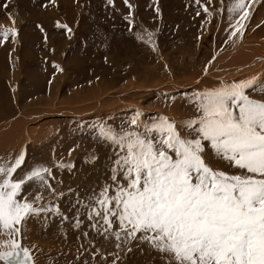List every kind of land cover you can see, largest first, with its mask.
I'll list each match as a JSON object with an SVG mask.
<instances>
[{
    "label": "rangeland",
    "instance_id": "374dc122",
    "mask_svg": "<svg viewBox=\"0 0 264 264\" xmlns=\"http://www.w3.org/2000/svg\"><path fill=\"white\" fill-rule=\"evenodd\" d=\"M67 2H62L64 7L59 5L61 4V0H46L45 2H41L40 0H10L9 3L10 7L7 12L8 18H6V24L15 26L25 24V28L29 27L31 24H34L32 28L37 26L35 24H47L54 27L67 26V34L63 32L65 34L63 37L67 39L68 44L63 50H61V54L56 51H50L48 53L46 47L41 49V51L54 59L53 67H57L59 73L55 77L53 85L55 86L57 84L56 82H60L59 88L53 86L51 89H48L47 93H43L44 96H39L40 98L36 97L37 99H34L35 97L33 98L34 95L32 92L29 93L30 97L27 98L22 88H19V91L16 90L17 92L15 91V94H18L19 103L29 110L25 111L24 109L23 111L25 112L20 114L17 121L20 125L25 124L23 126L28 129H34L29 133V138H26V135L25 137L23 136L25 129H22V132H18L20 129H14L11 131L31 143L34 148H37L43 143V140L40 139L39 136L47 130L48 126H50V121L58 122L59 124L57 125L56 130L55 128L51 129L50 127V131H47L48 134L51 132L50 136L46 135L45 138L49 137V139H55L56 137L60 141L59 147L63 148L65 152H61L62 149L59 147L57 148L58 143H56L53 149L60 150L58 158H61L62 162L54 163L52 169L49 168V173L47 172L49 175L44 172L41 173L44 179L50 178L52 180L53 178L54 180V171L57 172V169L63 168L62 170H64V173L57 175L55 178V188L44 187L41 194L35 193L32 191V183L36 179H33L22 186L21 195L17 198L23 200L25 198L24 195L28 194V197L33 195L35 196L33 206L36 208H43L44 210L24 219L21 225H18L21 229L20 233L14 237H9L7 233L0 234V243L10 239L21 241L19 244L22 248L28 249L34 264H74V253L71 249H73L75 245L80 246V244V251L87 253L90 257L89 262L85 259L84 262H87L86 264H165V260L161 254L150 248L147 243L132 241L129 244H121V247L118 248L116 245L120 242L117 241L115 236L109 235L108 238H105V235L94 230L91 225L95 223V221L89 220L87 214L82 215L83 210L73 211L70 214L71 221L76 219L86 220L88 222L82 224L83 230H78L77 233L83 237V241H78V239H75L74 237L76 235L75 230L79 226H75L74 223H67L69 220L61 214V207L63 205L65 207L70 205L66 207V210H76L74 209V206L71 205L68 197H73L76 192L75 188L80 186L83 181L84 183L87 181L86 185L92 187V196H98L100 190L105 185L115 187L111 180L112 167L114 166L113 162L116 159L117 153L121 150L119 146L114 145L111 141H108L99 135V129L102 126L105 128L110 127L117 132L122 128L125 130L133 129L135 126L131 125L129 122L136 117L137 112H140L142 115L136 117L139 122L151 124L153 121L158 122L160 117H165L175 123L182 136L187 135V130L182 127V122L198 116L199 113L192 111L195 107V102L190 103V101H187L186 103H183L185 98L179 99V97L181 98V95L185 96L192 94L193 92L191 89L201 82L200 80L206 78L211 66H220V73L229 70L228 68H230L231 65H228V62H225L226 60H219V58L222 53L228 50V48H232L233 43H235L234 38L237 36L240 39L239 41L242 40L241 42H247L248 44H250V42L261 43L262 47L260 46L257 48V52L260 50L258 52V54H260L258 57H264V38H260L258 41L250 39L257 30L255 21L251 19V17L257 12L261 5L260 3H262L263 0H254V2L253 0H245V5L249 7L251 13L246 20L240 19L243 10L231 13L228 11V8L234 5L236 0H200V3H197V0H128L127 4L125 3V0H111V3L109 0H68ZM1 3L0 0V5ZM47 3H50V6H48ZM72 3L74 5H72ZM37 8L41 9V13L36 11ZM205 8H207V11H205ZM41 19H43L44 22H42ZM262 20L264 21V17H262ZM237 21L244 24V27L240 29L239 33L230 38L231 32L234 31V27L231 26H238ZM203 22H206V25L204 26L203 36L199 41L200 46H197L196 44L194 49L193 47L190 48L191 46L189 45L190 42H192L191 39L193 38L195 31L199 30ZM0 24H2L1 20ZM95 27H99L102 30L99 32L100 34L98 33L99 36H102L101 43H97L96 49L93 52V55L100 54L102 57V81L96 80L95 82H91L92 80L87 81V79L85 80L86 82L82 81L85 86H80V88L74 91V85L82 83H79L80 79L77 78L81 75L80 69L84 68V74L89 73L90 69H94V73H99L98 65H93L92 59L86 61V63L89 64L88 66H82L78 63L66 65L64 63L69 54V58L83 60L82 58L85 54L82 51V46L77 45L83 43L78 37H80L79 35H84L87 39L97 30L94 29ZM77 28H83V33L78 32L76 34V32H73L72 36H68V33H71L73 29ZM246 29H248V32ZM40 35L42 36V41H45V35L43 32L40 31ZM55 35L56 38H62V34H59V32ZM10 36L12 37V32H10ZM74 47H77L74 52H77L78 50H80V52H69L70 50L73 51ZM80 47L81 49H79ZM251 50L254 51L253 48H251ZM32 52L34 55L37 53L35 49H33ZM130 55H132L131 58ZM57 58L58 60L56 62ZM37 61H40V58ZM262 62L264 63L263 60ZM90 64L93 66L90 67ZM150 64L152 67L149 66ZM181 64H183L185 70L192 71L195 67L199 69L201 76L199 79L195 80L198 81L196 84L195 81L190 82L188 80L190 86H187L188 83L187 85L182 84L185 82V80H183L184 77L187 78L188 75L182 74L181 70L176 69ZM170 67L173 68L174 72L176 71V79L173 78V76H170ZM151 70L152 72H160L162 70L166 73V76H170V78L167 79L168 77H166V79L154 84L155 80L153 78L146 79L148 76H151ZM36 71L39 74H43V70H39L38 67ZM62 72L66 73L62 74ZM262 74L264 80V66ZM214 75H216V73H214ZM220 75L221 74L216 76L219 77ZM83 76L84 75H82V77ZM74 77L76 78L74 79ZM211 77L214 78L215 76ZM28 78L29 77H27V79ZM63 78L65 87L69 85H72V87H68L64 90L60 88V86L62 87ZM6 79L8 80V78ZM257 79L261 82V77H257ZM226 80V82H228L230 78L227 77ZM65 81H67V83ZM221 81L224 80L221 79ZM38 82L41 81L39 80ZM171 82L179 85V87H170L173 85ZM134 83H136L137 86L142 83H146L149 86L142 87L141 90H137L136 88L132 90L129 89L128 87H131ZM222 84L224 85L225 82ZM8 88L9 85H7V89ZM72 90L74 91L73 93H71ZM162 91L163 94H160L159 92ZM79 92L86 94L87 96H85L88 97V100H86L87 104L83 103L86 105H80V107L84 106L85 109L82 112L77 113L75 112L76 109H74L78 106L77 99L73 100L70 98ZM101 93H103V96ZM128 94L138 97L139 99L141 97L147 98V101H142V103L144 109L149 110L150 113L140 110V100L138 99L132 100L129 103L121 100L122 96ZM247 94L253 99L264 100V93L259 90H247ZM109 96L111 99L113 98L115 102L112 103V106L108 108L107 112H104L102 116V100L100 99ZM93 97L95 98L92 100L91 98ZM25 100L29 101V103L25 104ZM84 100L85 99L82 98L80 99V102H83ZM89 107L92 108L90 109ZM121 108H123V110ZM158 108H160V110H158ZM64 109L68 111V114H64ZM172 113L177 115V117H173ZM10 115L13 116L14 114L11 113ZM154 116L155 118H152ZM11 122V124H13L15 121ZM44 123L45 125H43ZM43 127H46V130L43 133H40L38 129ZM79 128L81 130L84 129L80 131ZM53 130L54 132H52ZM75 132H80L81 136L77 137L72 135ZM204 143L206 145V152L208 153H205V155H207L206 161L210 166L214 169L223 170L230 174L239 173L240 170L235 169L232 166L228 167L227 165L230 164L227 161L218 158L211 150L208 142ZM53 149L51 148L49 149V152H46L47 157H54V155L52 156L50 153ZM93 149L102 154L89 153L90 150ZM15 153L16 151L13 150L11 159L17 156V153ZM22 153L25 161L26 151L22 150ZM72 153H74V155H72ZM5 154H2V156L8 158L9 155L7 153ZM97 157L101 158V160ZM82 158L86 159L82 160ZM11 159L7 160L8 164ZM80 161H83L84 167L86 165V168H76V164ZM51 162H53V160ZM38 163L40 164V162ZM22 164L17 168V170H19L13 176L15 180L24 179L26 176L24 175L26 171L23 169ZM57 165L59 168L56 167ZM41 166L42 168H45V164L41 163ZM38 168L35 167V169ZM22 172L23 174L20 175ZM74 173L75 175H73ZM37 196H39L40 199H36ZM58 213L60 214L59 216H63L65 220L64 223L58 224L53 231L49 232L44 229L43 225L45 222H40L41 224H38L37 227H39L41 231L35 233L37 234L36 237H38V239L33 240L26 237V233L36 226V223L33 224L34 221H31L35 216L38 217L37 219H39L40 215L47 218L50 214L56 216ZM46 220L49 219H45V221ZM54 224L55 222H51V227H53ZM119 227V223L116 222L114 228L119 229ZM55 234L58 236L55 243L51 246L50 240ZM57 245L58 251L56 255ZM129 249H131L130 252ZM1 250L8 251L11 249L9 247H0V251ZM103 254L107 255L108 261L104 259ZM0 264H3L2 261H0Z\"/></svg>",
    "mask_w": 264,
    "mask_h": 264
},
{
    "label": "snow or ice",
    "instance_id": "6c2138e0",
    "mask_svg": "<svg viewBox=\"0 0 264 264\" xmlns=\"http://www.w3.org/2000/svg\"><path fill=\"white\" fill-rule=\"evenodd\" d=\"M239 10L241 20L249 18L245 0L228 8ZM237 25L230 38L244 27ZM9 35L0 29V37ZM247 90L264 93V83L252 77L194 93L199 115L182 122L183 136L165 117L139 122L140 112L129 122L133 129L102 126L99 135L121 151L112 167L115 187L105 185L86 205L88 219L95 221L91 227L105 238L115 236L118 248L147 243L165 264H264V100L251 98ZM204 142L239 173L210 166ZM23 161L21 153L14 164L0 165V234L9 237L20 233L24 219L44 210L17 198L26 182L43 181L41 173L49 169H33L15 180ZM0 247L11 249L0 251L4 264H28V249L14 239Z\"/></svg>",
    "mask_w": 264,
    "mask_h": 264
},
{
    "label": "bare ground",
    "instance_id": "6f19581e",
    "mask_svg": "<svg viewBox=\"0 0 264 264\" xmlns=\"http://www.w3.org/2000/svg\"><path fill=\"white\" fill-rule=\"evenodd\" d=\"M68 3V2H67ZM261 5H260V7L258 8V10H257V12H255L253 15H252V17H251V19H253L254 21H255V25H256V32L252 35V37L250 38V39H253L254 41H258V39H260V38H264V24H263V20H262V17H264V0H263V2L262 3H260ZM48 15V14H47ZM250 19V20H251ZM263 22H262V21ZM21 25V24H20ZM206 25V22H203L202 23V25H201V27L199 28V30L198 31H195V34H194V36H193V40L191 39V41L192 42H190V45L189 46H191L190 48H192L193 47V49H194V47H196V44H197V46L199 45V41L201 40V38H202V36H203V32H204V26ZM247 28V27H246ZM247 30V32H248V29H246ZM242 37H243V35H242ZM200 38V39H199ZM235 39V43H233V46H232V48H228V50L226 51V52H224V53H222L221 55H220V58H219V60L220 59H223V60H226L225 62H228V65H231L230 66V68H228L229 70L227 71V72H222V73H220V66H217V65H214V66H211V68H210V70H209V72H208V74H207V76H206V78L205 79H203V80H200L201 82H199L198 84H196V82H198V81H195L196 79H199V77L201 76L200 75V71H199V69L198 68H194L192 71H189V70H185L184 69V67H183V64H181L180 66H178V68H176L177 70H181L182 71V74H186V75H188L187 76V78L186 77H184V79L183 80H185V82L184 83H182V84H186L187 85V83H188V85L187 86H190L189 85V82L188 81H190V82H193V81H195V86L191 89L192 90V94H188V95H185V96H183V95H181L182 97L180 98L179 97V99H184L183 100V103H186L187 101H190V98L191 99H193V102H195L194 101V93H197V92H203V91H205V90H209V89H214V88H218V87H220L221 86V84L222 83H224L225 82V84L224 85H229V84H232V83H234V82H240V81H245V80H248V79H251L252 77H256V75H257V77H261V83H264V80H263V78H262V71H263V66H264V63L262 62V60L264 61V57H258L260 54H258V52L260 51H258L257 52V48L258 47H262V45H261V43L260 44H258V43H251L250 42V44H248L247 42H241V41H239L240 39L236 36V38H234ZM19 41V40H18ZM232 42V41H231ZM222 45V44H221ZM220 45V46H221ZM231 45V44H230ZM264 45V44H263ZM200 46V45H199ZM223 47V46H222ZM228 47V46H227ZM204 48V47H203ZM219 48H221V47H219ZM251 48H253L254 49V51H252L251 50ZM208 49V48H207ZM264 49V48H263ZM262 49V50H263ZM207 51V50H206ZM142 52V51H141ZM143 53V52H142ZM145 53H146V51H145ZM196 53H197V49H196ZM128 54V53H127ZM131 54V53H130ZM140 54V53H139ZM262 54H263V52H262ZM129 55V54H128ZM138 55V54H137ZM131 56L132 55H130V58H131ZM134 56V55H133ZM141 56H143V55H141ZM207 57V56H206ZM253 57H256V58H253ZM140 58H142V57H140ZM145 58V57H144ZM126 59V58H125ZM140 60V59H139ZM141 61V60H140ZM255 61V62H254ZM112 62V61H111ZM114 62V61H113ZM201 62V61H200ZM203 62H205V61H203ZM222 63V62H221ZM220 63V64H221ZM145 65V64H144ZM202 65V64H201ZM222 65V64H221ZM140 66V65H139ZM147 66V65H146ZM149 66H151V64L149 65ZM148 66V67H149ZM205 66V65H204ZM152 67V66H151ZM198 67H200V66H198ZM206 67V66H205ZM135 69V68H134ZM205 69V68H204ZM256 69H257V71H256ZM144 70V69H143ZM142 70V71H143ZM169 70H170V73H171V75L170 76H173V78H175L176 79V74H175V72L173 71V68H169ZM222 70V69H221ZM234 72V73H233ZM250 72H252V73H250ZM144 73V72H143ZM142 73V74H143ZM214 73H216V75H219V74H221L219 77H217L216 75H214ZM232 73H233V75H232ZM126 74V73H125ZM124 74V75H125ZM131 74V73H130ZM130 74H128V75H130ZM150 74H151V76H148L146 79H150V78H153L154 80H155V82H154V84L156 83V82H158V81H161V80H164V79H166V77H168L167 79H169L170 78V76H166V73L165 72H163L162 70L160 71V72H152V70L150 71ZM248 74H251V75H248ZM147 75V74H146ZM143 76V75H142ZM211 76H215L214 78H212ZM230 76V77H229ZM230 78V80H228V82H226L227 80H226V78ZM142 78V77H141ZM183 78V77H182ZM220 78V79H219ZM202 79V78H201ZM221 79L222 80H224V81H221ZM131 80V79H130ZM136 80V79H135ZM139 80V79H138ZM188 80V81H187ZM133 81V80H132ZM230 81V82H229ZM66 83H67V81H65ZM57 83V82H56ZM137 83H139V82H137ZM170 83V82H169ZM227 83V84H226ZM68 84H69V82H68ZM122 84V83H121ZM171 84H173L172 86H170V87H173V88H177V87H179V85H177V84H175V83H173V82H171ZM67 85V84H66ZM128 85V84H127ZM145 86H149V85H147L146 83H142V84H140L139 86H137V84L136 83H134V85H132L131 87H128L129 89H137V90H141L142 89V87H145ZM191 86H192V84H191ZM61 87V86H60ZM141 87V88H140ZM127 88V89H128ZM2 89V88H1ZM114 89V88H113ZM116 90V89H115ZM124 90V89H123ZM130 90V91H131ZM81 91V90H80ZM83 91V90H82ZM161 91V90H160ZM51 92V91H50ZM85 92V91H84ZM106 93V92H105ZM160 94H163V91L162 92H159ZM56 94V93H55ZM102 94V96H103V93H101ZM73 95V94H72ZM86 94H83V92H79V93H76V94H74L70 99H77L76 101H77V103H78V106L77 107H75L74 109H76L75 110V112H77V113H80V112H82L84 109H85V107L83 106V107H80V105H86L87 104V102H86V100H88V98H86V96H85ZM121 95V94H120ZM133 95H130V94H128V95H126V96H122L121 97V100L122 101H125V102H130V101H132V100H136V99H138V100H140V102H139V105H140V107H141V109L140 110H142V111H146L147 113H150V111L149 110H146V109H144V105H143V103H142V101L143 102H145V101H147V98H144V97H141L140 99L138 98V97H132ZM142 96V95H141ZM55 97V96H54ZM84 99V98H86L83 102H80V99ZM95 97H93V98H91L92 100L94 99ZM117 99V98H116ZM96 100V99H95ZM100 100H102V116H103V113L104 112H107V110H108V108H110L111 106H112V103L113 102H115V100H113V98L111 99L110 98V96L109 97H106V98H102V99H100ZM177 100V99H176ZM75 101V102H76ZM47 102V101H46ZM90 102H91V100H90ZM83 103H86V104H83ZM93 103V102H92ZM98 103V102H97ZM96 103V104H97ZM100 103V102H99ZM165 103V102H164ZM60 104V103H59ZM117 105V104H116ZM137 106V105H136ZM95 107V106H94ZM90 108V107H89ZM88 108V109H89ZM92 108V107H91ZM90 108V109H91ZM117 109V108H116ZM122 110H123V108H121ZM65 110V109H64ZM158 110H160V108H158ZM164 110L166 111V109L164 108ZM110 111V110H109ZM112 111V110H111ZM164 111V112H165ZM193 112H197L196 111V108L194 107L193 108V110H192ZM62 112V111H61ZM65 113L64 114H68L67 112L68 111H64ZM96 113V112H95ZM98 113V112H97ZM59 114V113H58ZM82 114V113H81ZM98 115H99V113H98ZM171 115V114H170ZM172 115H173V117H177V115H175L174 113H172ZM75 118V117H74ZM152 118H155V116L154 117H152ZM145 119V118H144ZM80 121V120H79ZM82 121V120H81ZM86 121V120H85ZM12 122H10V124H11ZM69 123V122H68ZM6 125V129L7 130H9V131H13L14 129H19L20 127H22V129L24 130L25 129V131H24V133L25 132H27L28 134L31 132L30 131V129H28L27 127H25V126H22V125H20V123L17 121H15L13 124H11V125ZM14 124H15V126H14ZM59 123L58 122H55V121H50V126H48L47 127V130L42 134V135H40L39 137H40V139H42L43 140V143H41L40 144V146L39 147H37V148H34L32 145H31V143H29L28 141H26V140H24V138L22 139L21 138V136H19V135H17V134H15V133H13V132H11V137L9 138V139H4L3 141H4V143H3V145L4 144H6L7 145V147H9V150H11V151H13V150H15L16 151V153L18 154V151H21L20 153H22V150L23 151H26V159H25V161L23 162V169L26 171V172H31L33 169H35V167H39L40 169L42 168V166L38 163V162H41L42 164H45V168H47V169H52V165L54 164V163H60V162H62V160H61V158L59 159L58 158V155L60 154V150H57V152L55 153V154H53L54 155V157H47L46 156V151H45V148L46 147H50V148H53V147H55L54 145H56V143H58V146H57V148L59 147V145H60V141L55 137V139H49V137L48 138H45L46 137V135H49L50 136V133L51 132H49V134H48V130L50 131V127H51V129H54L55 128V130H56V127H57V125H58ZM24 125V124H23ZM43 125H45V123L43 124ZM81 125V124H80ZM83 125V124H82ZM65 126V125H64ZM63 126V127H64ZM59 127H61V126H59ZM32 129V128H31ZM40 129V128H39ZM38 129V130H39ZM58 130H60V129H58ZM98 130V129H97ZM41 131H42V128H41ZM52 132H54V130L52 131ZM58 132V131H57ZM42 133V132H41ZM62 133V132H61ZM28 136V135H27ZM30 136V135H29ZM52 136V135H51ZM56 136H57V134H56ZM8 138V137H7ZM26 138H29V137H26ZM32 138V137H31ZM36 139V138H35ZM48 139H49V141H48ZM72 139V138H71ZM46 141H47V143H46ZM28 142V143H27ZM37 142V141H36ZM48 142H49V144H48ZM62 142V141H61ZM2 143V142H1ZM38 143V142H37ZM63 143H65V142H63ZM39 144V143H38ZM37 144V145H38ZM3 145H2V147H1V149H3V151L5 152V153H7V152H11V151H6L4 148H3ZM34 146H36V145H34ZM84 146V145H83ZM99 146H100V144H99ZM6 147V146H5ZM66 147H68V146H66ZM79 147H81V146H79ZM78 147V148H79ZM59 148H61V147H59ZM62 150H61V152H63L64 151V149L63 148H61ZM72 149V148H71ZM81 149V148H80ZM79 149V150H80ZM83 149V148H82ZM85 149H86V147H85ZM73 150V149H72ZM78 151V150H77ZM83 151V150H82ZM49 152V151H48ZM53 153L55 152L54 150L52 151ZM52 152L50 151V153L52 154ZM65 152V151H64ZM69 152V151H68ZM88 152V151H87ZM15 153V154H16ZM92 153V152H91ZM205 153L206 154H208L207 152H206V149H205ZM11 154V153H10ZM68 154V153H67ZM80 154V153H79ZM100 154V153H99ZM102 154V153H101ZM100 154V155H101ZM1 155V157H3L2 156V154H0ZM72 155H74V153H72ZM18 156V155H17ZM57 158H56V157ZM68 156V155H67ZM12 158V157H11ZM56 158V159H55ZM98 158V157H97ZM207 158V155H205V159ZM1 159V158H0ZM51 159V160H50ZM86 158H82V160H85ZM101 159V158H100ZM7 160V159H6ZM5 160V163L6 162H8V161H6ZM14 160V158L12 159V161ZM53 160V162H51ZM67 160V159H66ZM73 160V159H72ZM11 161V160H10ZM14 162V161H13ZM50 162V163H49ZM74 162H76V161H74ZM98 162V161H97ZM87 163V162H86ZM100 163V162H99ZM34 164V165H33ZM76 164V163H75ZM34 167H33V166ZM39 165V166H38ZM56 165V164H55ZM228 167L229 166H231V165H227ZM57 168H59L58 167V165L56 166ZM62 167V166H61ZM60 167V168H61ZM73 167V166H72ZM78 167V169H83V168H86V165H85V167H84V164H83V161L81 162H78L77 164H76V168ZM99 167H100V165H99ZM38 168V169H39ZM75 168V167H74ZM63 169V168H62ZM62 169H57V172H55L54 171V180H53V178H52V180L50 179V178H45V179H43V181L42 180H35L32 184H33V186H32V188H33V192H35V193H38V194H41L42 193V190H43V188L44 187H47V188H52V187H56V182H55V178H56V176L57 175H61V174H63L64 173V170H62ZM65 169V168H64ZM75 170V169H74ZM65 171H67V170H65ZM82 171V170H81ZM68 172H69V170H68ZM67 172V173H68ZM83 172V171H82ZM49 173V172H48ZM47 173V174H48ZM66 173V174H67ZM44 174V173H43ZM46 174V175H47ZM70 174H72V173H70ZM77 174H78V172H77ZM84 174V173H83ZM49 175V174H48ZM73 175H75V173L73 174ZM79 175V174H78ZM81 176V175H80ZM52 177V176H51ZM62 177V176H61ZM86 178H87V176H86ZM72 179V178H71ZM86 180V179H85ZM60 181V180H59ZM44 182V183H43ZM86 183H87V181H85ZM86 183H84V181L82 182V184H80V186H78V187H76L75 188V193H74V195H73V197H68V200L70 201V203H71V205H73L74 206V209H76V210H72V211H68V210H66V207L67 206H70V205H67L66 207L63 205L62 207H61V214H63L64 216H65V218L67 219V220H69V222H67V223H74V225L75 226H79V227H77V229L75 230L76 231V235H75V239L77 238L78 239V241H83V237H81L80 235H79V233H77L78 232V230L80 231V230H83V223H88L86 220H76V219H74L73 221H71V218H70V214L73 212V211H79V210H83V213H82V215H88V212H89V208L88 207H86V205H90V204H92V203H94V201H92V195H91V190H92V187H89V186H87L86 185ZM75 184V183H74ZM89 185V184H88ZM53 189V188H52ZM46 191V190H45ZM63 194V193H62ZM27 196V197H26ZM24 197L29 201V202H34L35 201V196H33V195H30V197H28V194H26V195H24ZM46 198V197H45ZM45 201V200H44ZM34 205V204H33ZM43 205V204H42ZM60 214L58 213V214H56V216L55 215H48V217L47 218H45L44 216L42 217V215H40L39 216V219H37L38 217H34L31 221H34V223L33 224H35L36 223V226L31 230V231H29L28 233H26V237L27 238H30V239H33V240H37L38 239V237H36L37 236V234H35L36 232H39V231H41L40 230V228L39 227H37V225L39 224H41L40 222H45L44 223V229H46L47 231H49V232H51V231H53L54 229H55V227L58 225V224H60V223H64L65 222V220H64V218H63V216H59ZM63 219H62V218ZM45 219H49V220H46L45 221ZM55 220V221H54ZM39 221V222H38ZM78 221H79V223H78ZM51 222H55V224H54V226L53 227H51ZM28 224H30V223H28ZM67 225H69V224H67ZM28 226V225H27ZM32 226H34V225H32ZM57 234H55L53 237H52V239L50 240V245L52 246L54 243H55V241H56V238H57ZM101 237V236H100ZM102 240V239H101ZM32 241V240H31ZM16 242H18V243H21V241H16ZM106 245V244H105ZM80 246H81V244H80ZM80 246H78V245H75V247L73 248V249H71V251L74 253V256H73V261H74V264H86L87 262H89L90 261V257H89V255L87 254V253H85V252H81L80 251ZM107 246V245H106ZM57 248H56V255H57V251H58V245L56 246ZM77 247H78V250H77ZM99 247V246H98ZM133 248V247H132ZM127 249V248H126ZM125 249V250H126ZM134 249V248H133ZM84 250V249H83ZM136 250V249H135ZM2 251V250H1ZM4 251H6V250H4ZM8 251H10V250H8ZM90 251V250H89ZM88 251V252H89ZM119 252V251H118ZM130 252V251H129ZM90 254V253H89ZM132 255V254H131ZM124 256V255H123ZM103 257H104V259L106 260V261H108V257H107V255H104L103 254ZM31 258H32V256H31ZM85 259L87 260V262L85 263L84 261H85ZM110 259V258H109ZM32 262H33V259H32ZM2 263L4 264V262L2 261ZM103 263H105V262H103ZM33 264H34V262H33Z\"/></svg>",
    "mask_w": 264,
    "mask_h": 264
},
{
    "label": "crops",
    "instance_id": "0c3cea01",
    "mask_svg": "<svg viewBox=\"0 0 264 264\" xmlns=\"http://www.w3.org/2000/svg\"><path fill=\"white\" fill-rule=\"evenodd\" d=\"M40 1L45 2L46 0H40ZM67 1L68 0H61V4L62 2L64 3ZM1 2L2 3L0 5V20L2 24H0V27L2 30L8 31L9 33L12 32V37L10 35L7 39L0 37V154H5L3 149H1L4 143L3 140L5 138L9 139L11 137L10 135L11 131L6 129L7 128L6 125H9L11 121H17L18 117L20 116L22 112H25L26 110L29 111L24 105L19 103L18 94H15V91L16 90L19 91V88H22L27 98L30 97L29 96L30 92L33 93L34 95L33 98L35 97L34 99H37L36 97L40 98L39 96H44L43 93H47L48 89H51L54 86L53 85L54 79L59 73V71L57 70L58 69L57 67L56 68L53 67L54 59H52V57H50L49 55L45 54V52L41 51V49L43 47L44 48L46 47V50L48 51V53L50 51L51 52L56 51L59 54H61L60 53L61 50H63V48L67 46L68 41L67 39L63 37V35L67 34L66 33L67 29L65 26L54 27V26H50L47 24H35L37 26L32 28L34 24H31L29 27L25 28L24 27L25 24H22V25L19 24L16 26L6 24L5 21H6V18H8L7 12H8V8L10 7V4H9L10 0H1ZM47 4L48 6H50V3H47ZM61 4L59 5L64 7V5L63 4L61 5ZM72 5L74 4L72 3ZM36 11L41 13V9L39 8H37ZM41 21L44 22L43 19H41ZM94 29H97V30L93 32L92 35L89 33L91 36L90 37L86 36L88 37L87 39L85 38L84 35H79L80 37H78V39L79 40L81 39L80 41L84 44V45L77 44V45L82 46V51L85 54V56L83 55V58H82L83 60H77L76 58H69L70 56L69 54L64 63L66 65H73L75 63H78L82 66H88L89 64H87L86 61L92 59L93 65L94 64L98 65L99 73H94V69H90L89 71L90 74L89 73L84 74L85 73L84 68L80 69L81 75L80 77H77L80 79L79 83L82 81L86 82L85 80L87 79H88L87 81L92 80L91 82H95L96 80L102 81V57L100 56V54L93 55V52L96 49L97 43L98 44L101 43L102 36H99L98 33L102 30L99 27L98 28L95 27ZM40 31L43 32V34L45 35V41H42V36L40 35ZM57 32H59V34H62V38H58V37L56 38L55 34ZM63 32H65V34ZM73 32H76V34L78 32L83 33V28L73 29L71 33H68V36H72ZM33 49L37 51L36 55L33 54L32 52ZM76 49L77 47L76 48L74 47L73 51L70 50L69 52H72V53L80 52V50H78L77 52H74ZM79 49H81V47ZM39 58H40V61H37ZM57 60L58 58L56 59V62ZM93 65L90 64V67ZM37 67L39 70H43L42 71L43 74L37 73L36 71ZM65 73L66 72H62V74H65ZM82 75L84 76L82 77ZM27 77L29 78L27 79ZM6 78H8V80ZM75 78L76 77H74V79ZM39 80L41 82H38ZM84 82L78 85H74L73 90L76 91V89L80 88V86H85ZM59 84L60 82H57V84L54 87L59 88ZM7 85H9L8 89H7ZM68 87H72V85L65 87L64 78H63L62 87L60 88L64 90ZM73 90L71 93L74 92ZM24 103L28 104L29 101L25 100ZM7 109H8V112H7ZM24 109L25 111H23ZM11 113H13L14 115L11 116L10 115ZM19 129L20 130L18 132H22V127H20ZM33 129L34 128L32 129L30 128V131ZM45 130H46V127H43L42 131H41V128L39 129V132L43 133ZM82 130L80 129V131ZM25 135L27 136L29 134L25 132L23 136L25 137ZM72 135L77 136V137L81 136L80 132H75ZM27 137H30V136H27ZM3 148L6 151H11L9 150V147H7L6 144L3 145ZM49 149L51 148L46 147L45 151L48 152ZM54 151L55 153L57 152V150H54ZM20 152L21 151H18V154H17L18 156L14 157V160H13L14 162L11 159L12 151L7 152V154L9 155L8 158H4V156L3 157L0 156V158L2 159L0 160V165L8 164V162L5 163L6 159L7 160L11 159V161H9V164H8L9 166L14 164L16 158L21 155ZM91 152L92 154L93 153L99 154V152H97L95 149L90 150L89 153ZM51 155L53 156V152ZM98 159L101 160L100 158ZM40 165H41V162H40ZM18 170H16V172ZM16 172L13 173V176L16 174ZM28 173L25 172L24 175ZM22 174L23 172L20 173V175Z\"/></svg>",
    "mask_w": 264,
    "mask_h": 264
},
{
    "label": "water",
    "instance_id": "95a60500",
    "mask_svg": "<svg viewBox=\"0 0 264 264\" xmlns=\"http://www.w3.org/2000/svg\"><path fill=\"white\" fill-rule=\"evenodd\" d=\"M29 256H30V260L28 261V264H33L30 253H29Z\"/></svg>",
    "mask_w": 264,
    "mask_h": 264
}]
</instances>
